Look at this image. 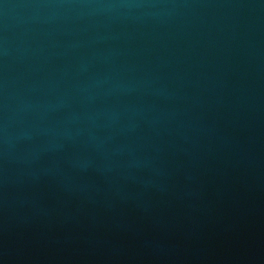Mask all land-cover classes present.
Masks as SVG:
<instances>
[{"label":"water","instance_id":"95a60500","mask_svg":"<svg viewBox=\"0 0 264 264\" xmlns=\"http://www.w3.org/2000/svg\"><path fill=\"white\" fill-rule=\"evenodd\" d=\"M0 264H264V0H0Z\"/></svg>","mask_w":264,"mask_h":264}]
</instances>
